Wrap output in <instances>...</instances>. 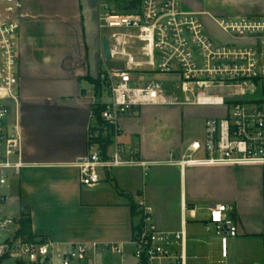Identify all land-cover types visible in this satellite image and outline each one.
Wrapping results in <instances>:
<instances>
[{"label": "built area", "instance_id": "obj_1", "mask_svg": "<svg viewBox=\"0 0 264 264\" xmlns=\"http://www.w3.org/2000/svg\"><path fill=\"white\" fill-rule=\"evenodd\" d=\"M20 7V0H0V264H82L101 253L122 254L115 243L62 244L20 234L23 209L15 210L12 203L13 182L26 165L18 86V35L25 16ZM98 12L102 37L110 41L111 59L103 54L106 67L100 73L109 99L102 102L100 119L93 115L90 152L76 162L83 185L96 187L103 173L119 167L139 166L147 172L151 163L121 139L122 116L146 105L207 111L203 138L192 140L180 158L173 155L167 161L182 173L191 165L264 166V16L218 17L188 9L185 0H99ZM204 15L220 34L208 28ZM107 62L117 66L110 68ZM156 73L172 78L149 77ZM138 210L134 264H187L186 221L178 231L161 229L145 197ZM207 210L205 228L217 236L224 262L231 238L240 235L236 207L214 202Z\"/></svg>", "mask_w": 264, "mask_h": 264}, {"label": "crops", "instance_id": "obj_2", "mask_svg": "<svg viewBox=\"0 0 264 264\" xmlns=\"http://www.w3.org/2000/svg\"><path fill=\"white\" fill-rule=\"evenodd\" d=\"M20 2L25 16L20 19L18 35V86L26 165L14 180L12 192L20 209L30 211L37 239L62 244L115 243L123 248L117 254L121 264H134L132 239L140 220L141 197L154 206L161 229L178 231L186 221L187 264L192 258H208V246H219L215 234L213 238L200 232V224L206 230L208 219V215L198 219L203 201L235 202L241 229L238 237L263 235L264 166L191 165L182 173L179 166L167 162L173 155L180 158L194 140L184 121L201 117V136L195 139L203 138L206 114L201 107L133 108L122 116L121 139L151 163L152 177L146 180L141 167L126 166L103 173L96 187L83 185L76 162L90 152L94 110L105 101L106 92L100 82L104 58L99 0ZM185 2L190 10H203ZM259 14H264V0L239 6L235 15ZM197 110L202 114L197 115ZM242 172L254 177H244ZM239 181L245 196L234 189Z\"/></svg>", "mask_w": 264, "mask_h": 264}, {"label": "rangeland", "instance_id": "obj_3", "mask_svg": "<svg viewBox=\"0 0 264 264\" xmlns=\"http://www.w3.org/2000/svg\"><path fill=\"white\" fill-rule=\"evenodd\" d=\"M191 3L195 5H200L203 10L210 11L212 14L216 16L220 15H230L233 16L238 13V7L240 6H246L248 3H255L256 5L258 3H262L263 0H189ZM113 2H110V5H112ZM260 16H264V14H259ZM206 25L208 28L214 30L216 33H219L218 29L215 27L211 19L207 16H203ZM99 26V25H98ZM105 33H110V29H105ZM220 34V33H219ZM107 65L110 68H115L117 65H115L112 62H107ZM103 69L106 67V63L103 61ZM149 77H158L162 80H166L169 78H172L170 75H164V74H153L149 75ZM104 99H109L108 92L106 91L104 93ZM203 113H207L206 110H204ZM202 114V110H197V115ZM201 117H193L191 121L188 123L185 122V126H189L190 131H192L193 136L192 139L199 138L201 136L202 132V125L200 124ZM191 139V140H192ZM144 177L146 180H149L153 175V170L149 168L146 173H144ZM240 175L248 178L254 177V174H250L249 172H242ZM237 180L239 179L238 175ZM238 183V182H237ZM242 181H239L237 185L234 186L235 191H239V193L242 196L247 195V192L245 191V188L242 186ZM243 187V188H242ZM12 203L14 204L13 208L15 210L20 209V201L16 197L15 193H13V199ZM229 203L236 205L235 202L229 201ZM209 202L203 201L199 203V211H198V219L201 221L203 218H205L208 215L207 208L209 206ZM200 223V222H199ZM200 232L201 234L211 236L214 238V233L207 232L203 229L202 224H200ZM5 235H3L4 237ZM1 237V239L3 238ZM220 246L217 244L213 246H208V255L209 257L204 258H197V259H190L189 264H264V235H244L240 237H234L230 240V256L224 261L220 262ZM82 264H121L120 258L117 254H112L110 252L103 254L102 256H98L95 260H90L87 262H84Z\"/></svg>", "mask_w": 264, "mask_h": 264}, {"label": "trees", "instance_id": "obj_4", "mask_svg": "<svg viewBox=\"0 0 264 264\" xmlns=\"http://www.w3.org/2000/svg\"><path fill=\"white\" fill-rule=\"evenodd\" d=\"M97 84L99 86L100 83L97 82ZM103 109L104 106L102 104H97L94 113L100 118ZM20 223V234L26 237L28 240H34L36 237L33 233L31 213L28 209L23 210Z\"/></svg>", "mask_w": 264, "mask_h": 264}, {"label": "water", "instance_id": "obj_5", "mask_svg": "<svg viewBox=\"0 0 264 264\" xmlns=\"http://www.w3.org/2000/svg\"><path fill=\"white\" fill-rule=\"evenodd\" d=\"M101 46L102 51L107 60L111 59V52H110V41L108 36H103L101 39Z\"/></svg>", "mask_w": 264, "mask_h": 264}]
</instances>
